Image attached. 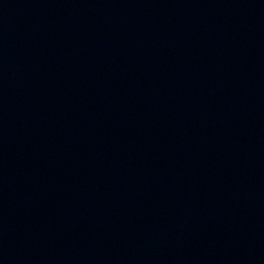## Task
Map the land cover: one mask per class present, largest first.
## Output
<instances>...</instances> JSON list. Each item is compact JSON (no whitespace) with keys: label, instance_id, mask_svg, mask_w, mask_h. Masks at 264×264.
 Here are the masks:
<instances>
[{"label":"water","instance_id":"95a60500","mask_svg":"<svg viewBox=\"0 0 264 264\" xmlns=\"http://www.w3.org/2000/svg\"><path fill=\"white\" fill-rule=\"evenodd\" d=\"M0 264H264V0H0Z\"/></svg>","mask_w":264,"mask_h":264}]
</instances>
